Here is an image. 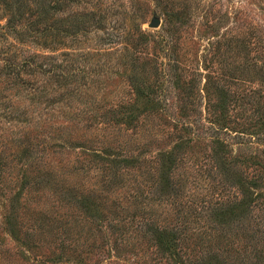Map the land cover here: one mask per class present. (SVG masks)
I'll return each mask as SVG.
<instances>
[{"label":"rangeland","instance_id":"rangeland-1","mask_svg":"<svg viewBox=\"0 0 264 264\" xmlns=\"http://www.w3.org/2000/svg\"><path fill=\"white\" fill-rule=\"evenodd\" d=\"M70 9L89 15L76 36H27L0 28V264H191L199 256L191 240L183 244L182 259L157 254L154 240L124 241L106 223H91L79 212L78 200L94 197L102 214L124 216L127 197L110 181V160L168 150L179 135V97L185 93L155 64L144 67L136 43L147 42L143 45L158 53L171 27L184 60L196 70L195 97L203 98V111L206 100L219 97L214 79L207 85L211 66L230 81L236 96L252 85L264 89V0H78ZM6 18L0 10V25ZM152 21L158 27H151ZM27 22L23 19L21 27ZM26 58H31L26 68L5 67ZM137 97L163 98L166 109L146 111ZM133 114L137 119H130ZM257 148L264 145L252 144L245 152ZM202 155L191 153L179 162L175 196L167 201L170 207L158 210L161 219L195 218L193 207L204 201L212 207L219 196L227 202L237 198L230 181L223 187V178L198 174ZM250 226L255 227L252 220L246 221ZM253 231L235 223L221 226L217 234L223 240L215 235L208 250L233 242L224 249L241 252L237 264H264L263 241L261 257L246 254ZM219 253L203 262L218 264Z\"/></svg>","mask_w":264,"mask_h":264},{"label":"trees","instance_id":"trees-1","mask_svg":"<svg viewBox=\"0 0 264 264\" xmlns=\"http://www.w3.org/2000/svg\"><path fill=\"white\" fill-rule=\"evenodd\" d=\"M77 2L78 0H0V10L7 13L6 24L0 25V28L13 30L18 35L28 34L27 36H76L89 22L88 13L71 12V15L68 12L71 10L70 6ZM65 13L67 16L61 18L60 15ZM23 19L28 22L21 27ZM166 31L170 33V37L161 39L163 47H159L158 53H155L157 47L149 48L148 45H143L147 42H137L136 47L141 53L138 58L144 60V67L155 64L165 80L173 82L175 89L181 87L185 93L179 97L180 118L175 126L179 135L175 137L170 133L175 139L168 150L151 156L146 155L149 152L146 150L138 153L139 156L131 153L124 158L110 160L113 167L110 168L113 175L110 181L114 180L112 184L116 183V186L120 184L127 197L126 209L129 211L124 216L116 215V211L102 214L100 202L90 196L78 200L79 212L97 226L106 223L108 229L116 233L121 240L127 241L134 236L140 238L142 243H147L145 240H154L157 254L166 253L170 257L182 259L183 244L186 240H191L194 251L199 253L197 258L190 259L191 264H205L203 261L217 250L220 251L219 256H216L218 264H237L241 252L235 250L234 253L230 252V249H224L234 247L233 242L223 247L216 246L213 250H208L207 247L214 244L213 240L217 241L216 237L220 242L223 240L221 234H217L221 226L235 223L244 230H254L248 238L251 251L246 254L261 257L263 249L260 252L258 245L262 241L264 244V148L256 149L261 155L246 153L245 149H250L252 144L264 145V89L252 85L241 89V94L236 96L230 81L219 76L217 67L211 66L212 72L208 75L207 85L214 79L216 94L219 97L206 100L202 111L203 98L195 97L196 70L189 58L184 60L185 51L180 47V37L172 33L169 25ZM12 44L11 42L10 45ZM159 54L165 56V61L160 59ZM30 59L26 58L19 63L11 62L5 67L14 71L17 68H26L31 65ZM260 72L264 78V66ZM159 84L163 87L162 83ZM137 98L142 100V109L154 114L159 110L164 111L167 106L166 101L160 97ZM134 118L137 119V116L133 114L130 119ZM234 149L240 152L234 153ZM242 152L245 153V161L241 159ZM191 153L203 154L198 160L201 164L198 174L206 179L223 178V187L224 183L230 181V185L238 191L237 198L231 202L220 201L223 195L219 196L217 193L218 201H214L217 205L208 207L204 205V201L198 207H193L198 217H188L184 221L176 218L169 221L161 219L158 210L163 206L170 207L172 203L169 205L167 201L175 196V170L179 162ZM95 157H100V153L95 154ZM246 162L251 163V166L245 165ZM112 203L116 204L114 200ZM251 220L255 227H245V222ZM206 235L210 236L209 241L203 240ZM194 238H199V243H196ZM245 258L247 257L243 259ZM239 264L261 262L243 260Z\"/></svg>","mask_w":264,"mask_h":264},{"label":"water","instance_id":"water-1","mask_svg":"<svg viewBox=\"0 0 264 264\" xmlns=\"http://www.w3.org/2000/svg\"><path fill=\"white\" fill-rule=\"evenodd\" d=\"M150 26H151V27H158V22H157V21H152V22L150 23Z\"/></svg>","mask_w":264,"mask_h":264}]
</instances>
